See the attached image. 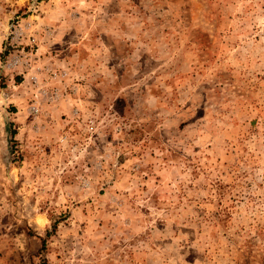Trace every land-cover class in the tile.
<instances>
[{"label": "rangeland", "instance_id": "rangeland-1", "mask_svg": "<svg viewBox=\"0 0 264 264\" xmlns=\"http://www.w3.org/2000/svg\"><path fill=\"white\" fill-rule=\"evenodd\" d=\"M0 264H264V0H0Z\"/></svg>", "mask_w": 264, "mask_h": 264}, {"label": "trees", "instance_id": "trees-1", "mask_svg": "<svg viewBox=\"0 0 264 264\" xmlns=\"http://www.w3.org/2000/svg\"><path fill=\"white\" fill-rule=\"evenodd\" d=\"M56 225V220L53 221V223L51 224V230H54ZM50 231H46L45 235L47 236L49 234ZM45 236V237H46ZM45 237L41 238V242H40V246H39V251L42 252L45 250Z\"/></svg>", "mask_w": 264, "mask_h": 264}]
</instances>
